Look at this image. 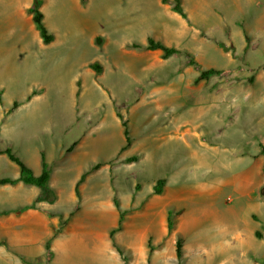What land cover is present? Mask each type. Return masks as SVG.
<instances>
[{
	"label": "rangeland",
	"instance_id": "rangeland-1",
	"mask_svg": "<svg viewBox=\"0 0 264 264\" xmlns=\"http://www.w3.org/2000/svg\"><path fill=\"white\" fill-rule=\"evenodd\" d=\"M32 1L0 0V149L45 152L50 191L0 184V264H264V0H41L49 43Z\"/></svg>",
	"mask_w": 264,
	"mask_h": 264
},
{
	"label": "trees",
	"instance_id": "trees-1",
	"mask_svg": "<svg viewBox=\"0 0 264 264\" xmlns=\"http://www.w3.org/2000/svg\"><path fill=\"white\" fill-rule=\"evenodd\" d=\"M41 3H42L41 0H33L31 5L28 7L27 11L30 14H32V20L34 24L36 25L37 29L39 30L40 36L43 39V41L45 43H49L53 40L54 37L48 31L47 27L44 24V20H43L44 16H43L42 11L40 10ZM174 8L181 15H185L183 9L180 6L179 0H177V4L175 5ZM131 46L135 48L145 47L150 50L159 49L163 52V56L165 58H168L174 54L184 52L186 55H188V57L190 58V61L194 63L193 56L190 52L182 50L178 47L167 46L161 42L154 40L153 38H149L147 45L145 46L138 44V43H133L131 44ZM91 67L95 69L97 72L101 70L100 66L97 63L92 64ZM221 73H222V70L216 69V68H208V69L202 70L200 74L198 75V77L196 78V82L208 79L212 75H220ZM16 106H17V102H14L13 108H15ZM118 116L121 117L120 114H118ZM123 126H124V135L126 137V146L123 148L124 150L128 146H130L131 138H130L127 123L123 122ZM262 151L264 152V147H262ZM0 154H5L12 162L18 165L19 170H20V174L16 178H10V177L0 178V184H15L17 182H23L24 184L37 186L44 191H47V192L50 191L48 184L51 178V170H50L49 163L46 159L45 152L41 151V154H40L41 155L40 156L41 157V172L39 174H35L33 169L13 152L12 148L6 147L5 149H0ZM134 160H136L135 157H130L127 159L128 162L134 161ZM100 166H101V163H96L89 171H86L81 175V177L79 178L75 186V191L77 195H79L80 184L84 182L89 172L92 170L98 169ZM164 184H165V179L159 178L154 186V193L160 194L162 192ZM113 201H114L116 208L119 211V218H118L116 227L112 228L110 231V238L115 248L118 250L119 253H121L122 252L121 248L115 241V234L119 232L120 230H122L123 228V222L125 219L126 211L121 208L119 199L117 197H114ZM170 215H171V212H169V216H168V227L169 228L173 226V222H172ZM257 235L260 236L259 233H257ZM176 255L178 259H182L183 249H182V239L180 237L177 239V242H176ZM21 259L23 262L29 263V261L25 257H21Z\"/></svg>",
	"mask_w": 264,
	"mask_h": 264
},
{
	"label": "bare ground",
	"instance_id": "bare-ground-1",
	"mask_svg": "<svg viewBox=\"0 0 264 264\" xmlns=\"http://www.w3.org/2000/svg\"><path fill=\"white\" fill-rule=\"evenodd\" d=\"M67 1V0H66ZM64 3H66V2H64ZM63 3V4H64ZM49 6V5H48ZM47 6V7H48ZM51 6V5H50ZM58 9V8H57ZM69 9V8H68ZM55 11V10H54ZM71 11V10H70ZM56 12V11H55ZM76 12V11H75ZM122 12V11H121ZM57 13V12H56ZM68 13H70V12H68ZM55 14V13H54ZM56 15V14H55ZM117 15V14H116ZM121 15V14H120ZM57 16V15H56ZM69 16V15H68ZM58 17V16H57ZM57 17H55V18H57ZM77 18H79V17H77ZM59 19V18H58ZM78 21V20H77ZM74 23V22H73ZM64 30V29H63ZM61 32V31H60ZM70 33V32H69ZM81 33V32H80ZM67 37H69V36H67ZM80 37H82V36H80ZM79 38V37H78ZM80 39V38H79ZM71 43V42H70ZM89 47V46H88ZM87 47V48H88ZM89 49V48H88ZM89 75V76H88ZM87 75V77H90V74H88ZM86 98V97H85ZM92 100V99H91ZM217 109V108H216ZM215 109V110H216ZM199 116H205V113L203 112V111H201V110H197L195 113H191V117H193V118H199ZM217 116V115H216ZM214 122V121H213ZM220 125V124H219ZM213 129V128H212ZM219 130V129H218ZM98 178V177H97ZM101 179V178H100ZM106 184V183H105ZM98 186H100V185H98ZM101 187V186H100ZM98 188V187H97ZM102 188V187H101ZM106 190V189H105ZM96 191V190H95ZM100 191V190H99ZM97 192V191H96ZM94 200V199H93ZM99 204L100 205H104L105 203L104 202H99ZM97 205V204H96ZM99 206V205H98ZM100 207V206H99ZM98 207V208H99ZM94 208H96V207H94ZM101 209H100V211H98L97 213L100 215L99 217H98V219H105V217L107 218L108 217V215L110 214V215H112L111 213H112V211H110L109 210V208H103V207H100ZM95 212V211H94ZM90 216H91V214H90ZM95 218H97L96 216H94ZM93 217V218H94ZM193 231V230H192ZM38 234V233H37ZM197 238L195 239L196 240V242H198V241H200V240H205V241H212L213 240V237H212V235L210 234V232H204V234H203V236H202V238L201 237H198V236H196ZM96 243V240H93V241H91V243Z\"/></svg>",
	"mask_w": 264,
	"mask_h": 264
}]
</instances>
